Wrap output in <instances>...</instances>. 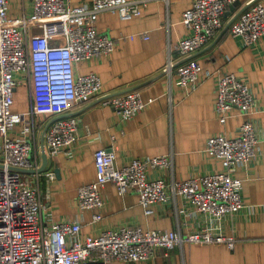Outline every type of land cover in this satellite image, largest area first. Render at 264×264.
<instances>
[{"label":"built area","instance_id":"obj_1","mask_svg":"<svg viewBox=\"0 0 264 264\" xmlns=\"http://www.w3.org/2000/svg\"><path fill=\"white\" fill-rule=\"evenodd\" d=\"M169 3V0H164ZM234 0H193L182 12L185 37L179 39L175 52L183 60L170 55L162 72L177 76V84L186 89L198 85L199 64L193 52L212 40L224 25V14ZM228 25L229 33L242 46L257 44L264 37V6L261 1L249 0ZM28 15H8L7 0H0V264H107L120 261L145 260L156 248L171 249L183 243H225L231 249L234 237L221 232L219 222L243 205L241 180L235 169L244 165L256 151L255 128L249 119L240 125L238 134L211 135L204 151L208 157L220 161L221 169L199 178L166 180L148 175L149 169L165 168L172 171L171 153L156 157L134 158L117 166L112 148L97 149L93 160L96 179L78 186L76 196L80 209L100 208L103 204L100 189L112 182L118 194L133 191L146 214L150 206L161 204L181 195L195 212L205 219L202 228L182 234L173 231L144 230L136 227L104 229L98 235L79 238L77 221L43 220L44 204L35 187L21 175V169L36 167L32 152L33 116L44 113L54 118L46 123L44 150L49 156L67 152L76 139L77 120L66 116L74 103L87 104L101 93V81L93 72L75 73V63L99 57L113 51L115 40L96 30L97 16L103 11L118 14L121 19L138 15L139 3L133 0H90L76 6L65 0H31ZM34 26L41 33L33 32ZM146 38L142 32L130 35ZM29 75L33 103L28 113L14 114L13 91L19 84L16 75ZM205 76L214 72L206 71ZM215 112L224 123L228 112L237 108L242 115L252 112L254 98L247 82L234 72L216 75ZM149 101L141 98L138 90L107 96L104 104L116 108L121 118L140 113ZM21 123L19 137L12 136L14 127ZM99 213L94 219H100Z\"/></svg>","mask_w":264,"mask_h":264},{"label":"crops","instance_id":"obj_2","mask_svg":"<svg viewBox=\"0 0 264 264\" xmlns=\"http://www.w3.org/2000/svg\"><path fill=\"white\" fill-rule=\"evenodd\" d=\"M76 6L90 0H65ZM139 3L138 15L120 19L118 14L103 11L97 16L96 30L107 33L115 40L109 54L91 57L75 63L79 75L93 72L101 81V93L87 104L74 103L66 116L77 120L76 139L67 152L49 156L45 152L43 132L46 123L53 119L44 113L32 117V158L36 167L21 170V175L40 194L45 222L59 220L80 225L79 238L98 235L104 229L136 227L144 230L173 231L187 234L204 226L205 219L181 195L161 204L150 206L146 214L133 191L118 194L114 183L100 189L103 204L100 208L80 209L77 205L78 186L96 178L94 151L112 148L117 166L134 158L156 157L171 153L172 171L149 169L153 178H199L221 169L220 161L208 157L204 151L206 139L221 134L226 137L238 134L247 118L252 121L257 151L244 165L233 172L241 180L243 205L237 212L225 215L219 222L225 236L234 237V246L225 243H183L166 249L156 248L153 255L143 261L111 259L107 264H264V37L252 46H242L233 37L228 25L249 0H234L224 14V25L206 45L193 52L199 64L198 85L192 90L177 84L175 74L168 76L162 67L171 55L176 61L183 58L175 52L176 42L185 37L182 12L193 0H133ZM261 1L264 6V0ZM8 15H28L31 0H7ZM34 29H39L34 26ZM142 32L146 38H129ZM41 33V32H40ZM38 33V34H40ZM214 72L206 77V71ZM234 72L245 80L254 98L252 112L242 115L237 108L228 112L224 123L215 112L216 75ZM19 84L14 89V114L28 113L33 103L31 78L16 75ZM138 90L144 101H149L137 115L122 119L116 108L104 104L107 96ZM21 123L14 127L12 136L19 137ZM45 151V150H44ZM2 139L0 137V162ZM99 213L101 218L94 219Z\"/></svg>","mask_w":264,"mask_h":264},{"label":"water","instance_id":"obj_3","mask_svg":"<svg viewBox=\"0 0 264 264\" xmlns=\"http://www.w3.org/2000/svg\"><path fill=\"white\" fill-rule=\"evenodd\" d=\"M43 155H44V161H43L44 164L39 168V170L43 169V168L45 167V163H46V162H45V160H46V159H45V157H46L45 155H46V154H45L44 148H43ZM21 170H25V169H21Z\"/></svg>","mask_w":264,"mask_h":264},{"label":"rangeland","instance_id":"obj_4","mask_svg":"<svg viewBox=\"0 0 264 264\" xmlns=\"http://www.w3.org/2000/svg\"><path fill=\"white\" fill-rule=\"evenodd\" d=\"M38 28H39V27H38ZM33 32L38 34V33L41 32V29H40V28H39V29H34Z\"/></svg>","mask_w":264,"mask_h":264}]
</instances>
